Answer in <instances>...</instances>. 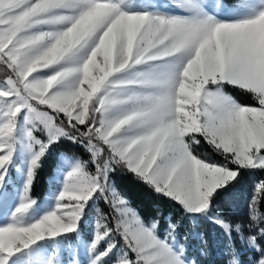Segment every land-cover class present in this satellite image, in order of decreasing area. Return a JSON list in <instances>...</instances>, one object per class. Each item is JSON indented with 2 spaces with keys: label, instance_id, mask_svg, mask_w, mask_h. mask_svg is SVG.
Returning a JSON list of instances; mask_svg holds the SVG:
<instances>
[{
  "label": "snow or ice",
  "instance_id": "6c2138e0",
  "mask_svg": "<svg viewBox=\"0 0 264 264\" xmlns=\"http://www.w3.org/2000/svg\"><path fill=\"white\" fill-rule=\"evenodd\" d=\"M256 170L264 0H0V264H199L201 224L225 264H264V179L243 216L221 197ZM118 171L178 214L143 215Z\"/></svg>",
  "mask_w": 264,
  "mask_h": 264
},
{
  "label": "trees",
  "instance_id": "16d2710c",
  "mask_svg": "<svg viewBox=\"0 0 264 264\" xmlns=\"http://www.w3.org/2000/svg\"><path fill=\"white\" fill-rule=\"evenodd\" d=\"M226 91L232 93L243 104L251 105L254 103L252 98L245 94L240 93L231 87L226 88ZM66 146H58L52 150V153L44 161L41 169L38 171L32 196L36 199H41L48 192L49 178L53 174L54 168L57 166L58 157L61 152L67 151ZM201 152H208L207 146H202L198 149ZM79 154V153H78ZM258 179H264V172L260 170L254 171L241 186L234 189H229L228 192L221 193V197L225 201L233 203V213L237 216H243L246 212V201L250 195L252 183ZM118 187L126 193L127 197L131 200L132 205L145 216L154 214V207L159 205L165 212H179L177 206L171 201L162 197H158L149 187L139 182L132 174L117 172L113 177ZM100 208H105L104 205H98ZM91 215V214H90ZM200 230L208 233V246L206 254H200V243L196 238L191 241L189 248L190 256L199 260V264H225V255L222 251L220 243V231L210 224H201Z\"/></svg>",
  "mask_w": 264,
  "mask_h": 264
},
{
  "label": "rangeland",
  "instance_id": "374dc122",
  "mask_svg": "<svg viewBox=\"0 0 264 264\" xmlns=\"http://www.w3.org/2000/svg\"><path fill=\"white\" fill-rule=\"evenodd\" d=\"M243 104V103H242ZM56 170V169H55ZM50 180V179H49ZM49 183V182H48ZM48 187H49V185H48ZM48 192H49V189H48ZM48 192H47V195H44V197H42L40 200H43L45 197H47L48 196ZM99 207V206H98ZM92 215V214H91ZM90 231H91V228L89 227V229L87 230V232L84 234L85 235V238H87V235L90 233ZM191 258H193V257H191ZM82 259H84L85 260V264H86V258H84V257H82ZM194 259V258H193Z\"/></svg>",
  "mask_w": 264,
  "mask_h": 264
},
{
  "label": "crops",
  "instance_id": "0c3cea01",
  "mask_svg": "<svg viewBox=\"0 0 264 264\" xmlns=\"http://www.w3.org/2000/svg\"><path fill=\"white\" fill-rule=\"evenodd\" d=\"M55 169H56V167L54 168L53 173L55 172ZM52 175H53V174H52ZM52 175H51V176H52ZM51 176H50V177H51ZM49 179H50V178H49ZM46 195H47V194H46Z\"/></svg>",
  "mask_w": 264,
  "mask_h": 264
}]
</instances>
